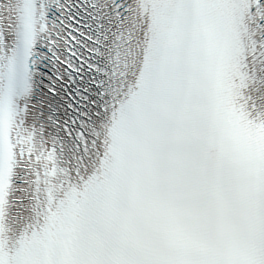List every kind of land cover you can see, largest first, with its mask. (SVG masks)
<instances>
[{
	"label": "snow or ice",
	"instance_id": "6c2138e0",
	"mask_svg": "<svg viewBox=\"0 0 264 264\" xmlns=\"http://www.w3.org/2000/svg\"><path fill=\"white\" fill-rule=\"evenodd\" d=\"M0 264H264V0H0Z\"/></svg>",
	"mask_w": 264,
	"mask_h": 264
}]
</instances>
